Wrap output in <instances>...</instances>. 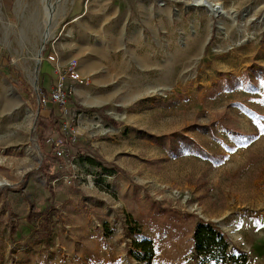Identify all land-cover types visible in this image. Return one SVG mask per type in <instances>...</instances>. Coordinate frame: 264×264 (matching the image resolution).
<instances>
[{
    "label": "rangeland",
    "instance_id": "obj_1",
    "mask_svg": "<svg viewBox=\"0 0 264 264\" xmlns=\"http://www.w3.org/2000/svg\"><path fill=\"white\" fill-rule=\"evenodd\" d=\"M6 1L0 6V264H144L130 256L126 222L134 220L155 242L154 264H206L193 257L198 218L216 223L231 246L247 253L246 264H264V76L258 90L210 96L223 78L264 72V0H214L223 3V16L193 0H161L175 3L174 26L159 27L158 35L157 23L136 21L140 39L150 42L140 55L142 65L148 59L167 65L175 50V74L165 69L119 79L87 76L78 67L83 82L71 76L65 82L82 106L76 112L87 116V123L78 115L70 123L75 142L42 115L40 87L45 75L53 87L57 65L79 66L88 47L119 59L102 45L78 51L75 40L90 33L80 22L110 20L111 14L99 12V0L85 2L78 21L62 11L67 0ZM129 24L120 23L118 37L128 36ZM48 28L54 36L45 40ZM89 86L99 87L100 104L88 101ZM93 108L103 109L106 119ZM204 125L209 130L198 128ZM166 137L177 145L192 138L225 159L213 164L195 148L169 155ZM61 140L64 165L51 160ZM153 202L159 212L164 207L187 215L154 221ZM33 206L40 215L29 218ZM159 221L171 222L172 232L164 233Z\"/></svg>",
    "mask_w": 264,
    "mask_h": 264
},
{
    "label": "crops",
    "instance_id": "obj_2",
    "mask_svg": "<svg viewBox=\"0 0 264 264\" xmlns=\"http://www.w3.org/2000/svg\"><path fill=\"white\" fill-rule=\"evenodd\" d=\"M11 0H9L10 2ZM90 3V0H67L64 9L62 10L65 14L74 16L73 21H78L83 17V9L85 2ZM6 0H0V6L4 7ZM99 7V12L111 14L110 20H104L100 18L96 22H80L79 25L82 29H87L90 33L82 32L78 33L77 38V49H84L82 46L85 45H102L109 49V52L118 53L119 59L116 61L111 58H107L100 53L102 51L94 50L88 47V55L79 63V68L87 76H101V77H114V78H130L138 77L143 75L145 72L161 71L165 72V69L169 75H174L176 69L177 55L175 50L172 51L170 57L167 58V65H162L159 61L148 59L145 60V65H142V58L140 55V49L143 43H150L149 40H141L142 29L135 22L142 20L147 21L150 25H155L154 34H160V28L166 29L174 26L176 20V5L175 3L161 4V0H99L96 2ZM56 6V3H55ZM197 6V5H196ZM60 11V10H59ZM144 13L145 17L142 19L138 15L133 17V14ZM126 19V20H125ZM57 22V21H56ZM129 22H131L129 24ZM120 23H126L125 28L131 25V29L128 31V36L118 37V30ZM160 27V28H159ZM129 29V28H128ZM94 31V32H92ZM46 33V32H45ZM95 34V35H91ZM81 37V38H80ZM118 41L119 46L115 47ZM99 48V47H97ZM96 51V52H95ZM188 52V49L186 50ZM80 55V54H79ZM191 61V60H190ZM45 69H48L45 67ZM171 71V73H170ZM49 75H45L43 78L42 87L47 91L50 88L47 86L46 78ZM87 93L88 101L94 104H100L103 100L98 93L99 87L89 86L85 88ZM71 96H69L68 104L64 107H58L53 103H50L47 107H39L42 115L46 118L47 122H50L48 118L53 117L63 125L64 123H71L75 121L77 115L83 123H87V116L78 114L76 111L82 108ZM94 109V108H93ZM83 148V147H82Z\"/></svg>",
    "mask_w": 264,
    "mask_h": 264
},
{
    "label": "trees",
    "instance_id": "obj_3",
    "mask_svg": "<svg viewBox=\"0 0 264 264\" xmlns=\"http://www.w3.org/2000/svg\"><path fill=\"white\" fill-rule=\"evenodd\" d=\"M253 76L248 72H244L242 78L232 75L230 78H223L220 80L217 84V88L215 91H212V94L210 95L211 98H214L216 96L217 91L218 92H223L227 90H232V89H238L241 87H245L246 89L249 90H258L260 87V78L264 76V72L261 70H253ZM40 91L48 95V91L40 87ZM80 107L79 105H77ZM42 107V105H40ZM92 111L97 112L100 116L106 117L104 115V110L103 109H92ZM104 115V116H103ZM52 122V127H54L56 130L62 129L61 124L57 123L59 122L56 120L53 115L51 114L50 116ZM106 119V118H105ZM202 131H207L209 130V126L204 125V126H199ZM152 139H158L155 138V136H150ZM180 144L177 145L175 143V139L173 137H166L164 140V145L166 147V150L169 155H181L185 151H190L192 149H196L197 153L200 156L205 157L206 159H209L210 161L213 162V164H220L222 161L225 159L224 154H218V155H213L204 150L203 148L199 147L196 142L189 137H184L179 139ZM57 148L53 146L52 151H51V160L56 161L57 163L64 165L63 160L61 157L58 156L57 154ZM87 161L93 165V166H98L99 163L92 159V158H87ZM47 166V165H46ZM115 172H122L120 168L117 166L114 167ZM44 174L49 178L48 172L45 170ZM153 208L154 212L151 214L153 217L154 221H157V217L161 215H171L172 217H177L179 215H187L185 212H181L178 210H171L167 208H162V211L159 212L158 206L160 205L157 202H153ZM161 213V214H160ZM40 215V210H38L36 207H32L31 214L29 215V218L31 217H37ZM194 218H198L197 216H193ZM138 221L134 220L133 222L127 221L126 222V231L133 237L132 241V250L130 252V256L135 259L136 261L142 262L144 264H154L155 262V257L157 255V250L155 246V242L152 239L145 238L143 237V231L140 229L135 228V224H137ZM106 227H108L106 225ZM157 227H160L164 233H171L174 226L172 225L171 222H160ZM112 230H108V234H111ZM191 242H192V250L194 252L193 257L195 258H204L206 259V264L207 263H213V264H246L248 257L247 253L241 252L236 249L235 246H231L229 241H228V236L227 234L222 231L220 227L217 226L216 223L211 222V221H205L201 218H198V221L194 225V229L192 232L191 236ZM240 252L239 255L235 254V251Z\"/></svg>",
    "mask_w": 264,
    "mask_h": 264
},
{
    "label": "built area",
    "instance_id": "obj_4",
    "mask_svg": "<svg viewBox=\"0 0 264 264\" xmlns=\"http://www.w3.org/2000/svg\"><path fill=\"white\" fill-rule=\"evenodd\" d=\"M52 57L53 55H51V58ZM78 67L77 61H71L64 67L59 65L56 66V82H54L53 87L48 91V95L43 94L41 91L39 92L38 96L40 105H42V107H47L50 103H53L58 107H64L68 104L70 95L65 87L66 78L71 76L76 79H81V76L78 72ZM81 82H83L82 79ZM62 131L69 134L68 141L75 142L77 140L76 132L72 129L70 123H64L62 126ZM57 145V154L59 157H63V155L66 153V151L61 148L64 146V141L61 140Z\"/></svg>",
    "mask_w": 264,
    "mask_h": 264
},
{
    "label": "bare ground",
    "instance_id": "obj_5",
    "mask_svg": "<svg viewBox=\"0 0 264 264\" xmlns=\"http://www.w3.org/2000/svg\"><path fill=\"white\" fill-rule=\"evenodd\" d=\"M193 2L195 3V5H198V6L209 5L211 10L213 11V13H215L216 15H219V16L228 15V12L226 11L223 3H221L220 1H214V0H193ZM49 7H51V10H52V6H49ZM51 10H50V12H51ZM51 15H52V13H51ZM51 17L53 19H55V20L58 19L57 16L53 17V15H52ZM26 21H27V19L24 18L23 22L25 23ZM51 32H52V29L48 28L46 33H45V35H44L45 40H47V38L49 36H51V37L54 36L53 33H51Z\"/></svg>",
    "mask_w": 264,
    "mask_h": 264
},
{
    "label": "water",
    "instance_id": "obj_6",
    "mask_svg": "<svg viewBox=\"0 0 264 264\" xmlns=\"http://www.w3.org/2000/svg\"><path fill=\"white\" fill-rule=\"evenodd\" d=\"M195 5V4H194ZM204 7H206L210 12H212L213 13V11L211 10V8H210V6L209 5H204ZM213 14H215V13H213ZM39 61H41V53L39 54Z\"/></svg>",
    "mask_w": 264,
    "mask_h": 264
}]
</instances>
